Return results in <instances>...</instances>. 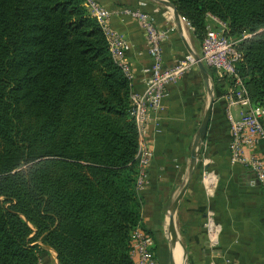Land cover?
<instances>
[{"label": "trees", "instance_id": "1", "mask_svg": "<svg viewBox=\"0 0 264 264\" xmlns=\"http://www.w3.org/2000/svg\"><path fill=\"white\" fill-rule=\"evenodd\" d=\"M166 1L200 45L209 17L225 27L264 110V0ZM207 73L217 95L233 84ZM131 93L84 0H0V264H40V246L57 264H134Z\"/></svg>", "mask_w": 264, "mask_h": 264}, {"label": "crops", "instance_id": "2", "mask_svg": "<svg viewBox=\"0 0 264 264\" xmlns=\"http://www.w3.org/2000/svg\"><path fill=\"white\" fill-rule=\"evenodd\" d=\"M97 1L110 10L112 27L127 43L124 57L132 71V93L143 92V71L151 60L138 21L121 15L122 11L141 10L153 19L158 31L168 32V40L162 44L165 68L189 51L199 55L200 44L192 30L182 18L177 21L171 9L151 0ZM212 19H207V28H218ZM211 87L215 102L192 178L173 215L180 244L173 245L168 216L173 201L186 186L194 138L205 116ZM229 89L225 86L224 93L217 95L212 80L206 82L195 66L170 86L163 112L158 116L160 133L147 138L152 158L140 192V225L151 239L158 264H264V198L259 187L249 186L250 174L231 164L228 157L226 115L236 114L233 107L228 108L225 98ZM249 153L262 158L264 149L255 146ZM208 215L218 231L214 246L207 242ZM49 251L54 261L43 259L42 264H57L54 251Z\"/></svg>", "mask_w": 264, "mask_h": 264}, {"label": "built area", "instance_id": "3", "mask_svg": "<svg viewBox=\"0 0 264 264\" xmlns=\"http://www.w3.org/2000/svg\"><path fill=\"white\" fill-rule=\"evenodd\" d=\"M84 7L90 16L96 20L100 30L108 42V50L112 61L120 68L124 77L132 82V71L124 57L126 41L112 27L110 10L105 9L97 0H84ZM121 15L136 19L144 32L147 41V53L151 60L149 68L143 71L144 90L142 93H131L129 97V116L137 130L139 148L136 155L138 163V191L144 187L147 169L151 165V152L147 138L152 134H159L161 130L158 116L163 112L164 99L168 96L170 86L176 85L181 78L195 66V59L186 54L169 68L164 67L162 59V44L168 40L167 31H158L153 19L138 9H127ZM213 18V17H212ZM218 28H206L204 40L200 45L202 64L215 71L217 77L233 80L226 99L228 108H234L236 114L227 113L228 145L227 152L231 164L241 166L250 174L249 186L259 187L264 198V156L250 154L249 150L255 146L264 149V110L253 105L247 98L243 81L237 76L236 65L242 57L237 49V42L223 35L225 27L216 19H212ZM208 215L205 220L207 242L214 246L217 239V228ZM130 256L134 264H158L149 236L136 228L131 234Z\"/></svg>", "mask_w": 264, "mask_h": 264}, {"label": "water", "instance_id": "4", "mask_svg": "<svg viewBox=\"0 0 264 264\" xmlns=\"http://www.w3.org/2000/svg\"><path fill=\"white\" fill-rule=\"evenodd\" d=\"M153 2H156L157 4L165 7V8H169L171 9L172 11V15L174 16V18L179 21V15L177 13V10L175 8V6L169 2V1H166V0H151ZM188 54H191L193 59H195V63H196V66L198 68V70L201 72V74L203 75V79L206 80V82H208V75H207V72H206V69H205V66L202 64L200 58H198L197 55H195L192 51H189ZM208 94H209V103H208V106H207V110H206V113H205V116L204 118L202 119L203 121L201 122L198 130H197V133H196V136L194 138V143H193V146H192V151H191V155H190V166H189V171H188V177L186 179V186L184 187L183 191H181V193L177 196V198L173 201V205L171 207V210H170V213H169V216H168V224H169V234H170V239H171V243L174 245V244H179L178 242V239H177V234H176V230H175V225L173 224V215H174V212L176 211L177 209V206H178V201L179 199L182 197L184 191L186 190L187 186L189 185L190 183V180L192 178V174L194 172V168L196 166V160H197V157H198V153H199V149L201 147V145L203 144V140H204V137H205V134H206V130H207V127H208V124H209V117L211 115V110H212V107H213V104L215 102V99L213 98V92H212V87L209 88V91H208Z\"/></svg>", "mask_w": 264, "mask_h": 264}, {"label": "rangeland", "instance_id": "5", "mask_svg": "<svg viewBox=\"0 0 264 264\" xmlns=\"http://www.w3.org/2000/svg\"><path fill=\"white\" fill-rule=\"evenodd\" d=\"M214 24H212V26H213ZM42 249H43V251L41 252L42 253V256L45 258V259H47V261L48 262H53L54 261V259H53V253L51 252V251H49V250H47V249H45L44 247H42V246H40ZM51 253V255L49 254L48 255V253ZM48 256V257H47ZM47 257V258H46ZM40 264H42V260L40 261ZM47 264H50V263H47Z\"/></svg>", "mask_w": 264, "mask_h": 264}]
</instances>
